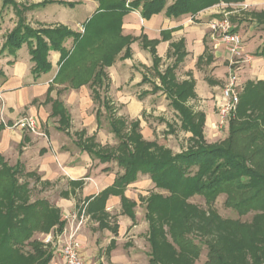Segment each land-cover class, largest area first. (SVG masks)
I'll list each match as a JSON object with an SVG mask.
<instances>
[{
    "label": "trees",
    "instance_id": "1",
    "mask_svg": "<svg viewBox=\"0 0 264 264\" xmlns=\"http://www.w3.org/2000/svg\"><path fill=\"white\" fill-rule=\"evenodd\" d=\"M244 1L177 0L166 8V0H134L130 3H127L128 0H101L99 13L90 20L84 38L66 29H25L13 32L8 38V44L15 52L31 39H37V47L30 52L32 61L36 64L33 71L36 76L42 72L49 73L51 64L47 58L51 51L59 53L61 68L58 78L71 65L63 42L75 37L79 50L87 49L82 57L79 53V58L89 59L92 63L90 70L93 72L92 77L75 85V89L90 83L94 89L93 95L100 99L95 89L104 83L105 68L113 66L123 50L124 55L120 57L122 61L132 57L130 46L135 39L122 34L123 19L127 14L140 11L141 17L148 20L166 9V14L170 17L187 14L194 16L221 2L239 4ZM98 24L100 27L97 31L99 35L104 36L97 44L96 40L92 42L90 38ZM41 34L48 37L49 43L42 40ZM106 37L109 42L104 39ZM142 44L153 57L154 70L160 81V85H154L155 89L162 91L173 109L178 112L182 128L192 135L191 141L194 145L188 152L173 156L171 151L161 149L152 142H145L139 133L135 135L139 127L138 122L132 125L133 135L124 138L122 128L124 129L125 124L121 127V121L112 120L111 131L120 140L119 150L123 153L115 160L125 172L116 179L111 188L95 200L98 203L96 205H99L101 210L109 195H120L124 214L134 221V209L137 204L127 199L124 191L137 181L140 174L149 175L157 189L169 193L168 197L153 195L147 200L146 220L149 224L148 242L151 247L149 264H194L201 256V248L195 243L197 240L199 244L208 246L206 264H264V230L259 233V228L264 227V223H257L253 233L242 232L239 222L222 221L213 212L200 210L188 203L190 198L201 196L208 204L213 205L222 193L233 192L241 196V192L259 188L264 191V174L249 165L254 162L260 151L249 156L239 151L236 146L245 134H251L252 137L245 144V151L251 150V145L256 144L262 135L256 132L259 124L236 127L233 122L230 126V136L223 146L208 144L204 136L205 115L194 114L184 104L188 97H196L194 82L177 84L174 75L177 65L169 66L165 72L159 70L162 61L156 53L158 41H149L143 37ZM173 48L178 64L186 56L184 44L181 42L173 45ZM258 55L264 56V50ZM98 58L100 62H97ZM208 62H212L211 56ZM75 79H72L73 83ZM145 81L146 77L143 78V82ZM106 88L108 89V86ZM242 97L244 98V95ZM51 103L52 117H59V131H63L65 126L66 134L72 137L69 131V111L60 101L53 100ZM110 106L109 99L105 98L103 107L108 111ZM100 115L101 110H98L99 126ZM87 141L89 144L77 140L74 143L93 159H98L101 163L109 162L111 157L108 154L99 153L92 148V139ZM0 161L2 162L1 157ZM20 168V163L15 167H8L3 161V168L0 170V175L3 174L0 189V264H51L53 253L37 240H33L34 234L54 232L59 236L64 232L66 223L61 219L57 208L48 201L30 202L28 185H18L17 175ZM76 185L81 187L83 183ZM233 206L241 209V199ZM27 247H30L31 251L25 252ZM247 257H250L251 262Z\"/></svg>",
    "mask_w": 264,
    "mask_h": 264
},
{
    "label": "rangeland",
    "instance_id": "2",
    "mask_svg": "<svg viewBox=\"0 0 264 264\" xmlns=\"http://www.w3.org/2000/svg\"><path fill=\"white\" fill-rule=\"evenodd\" d=\"M131 1L133 0H128L127 3H130ZM100 5L101 0H0V83L3 81V78H7V74L27 75V79L29 80L27 82L30 83V86L32 85V82H37L36 79H38L33 73L34 69L36 68V64L32 61V56L30 53L32 49L37 47V39H31L29 42L23 44L19 50L14 52L9 48L10 46L8 44V38L13 32L17 30L25 31V29L33 31L66 29L73 31V33L81 35V37L84 38L86 36V30L90 20L99 13L98 10ZM228 5L230 6V13L226 16L224 15V19L219 22L228 21L233 27L232 32L239 35V22L251 23L254 21L258 25V30L256 31L261 35V39L263 41L262 46L255 53L252 51L254 48H250V51L252 52L246 53L244 52L245 42L242 36L239 35L242 40L241 57L231 56L230 63L228 64V83L231 76H237L238 80L236 92L239 95V105L237 110L225 122L221 120L220 105L224 102L223 95L228 85V83L226 84L224 82L219 84L220 89L217 90L218 93L221 94L220 99L214 98L213 101L211 100V102L204 103L203 101L197 99L194 89L196 97H188L184 104L194 114L203 113L205 115L204 136L206 142L210 145L223 146L230 136V126L233 122H235L236 127H247L250 125L259 124L256 132L262 135L256 144L251 145V150L248 149L245 151V144L252 137L251 134H245L243 138H241L240 141L236 143V146L239 151L249 156L253 155V152L260 151L255 156L254 162L250 163L249 165L255 167L264 174V81L255 80L241 84L240 80L242 73L241 66H245V62L248 63L250 59L248 56L264 58V56L258 55V53L264 50V12H253L255 11L253 9H256L257 7L253 8L247 4H242L241 7H236L238 4ZM240 11L241 14L239 15L237 12ZM142 25L143 22L139 19L138 26L142 27ZM248 26L249 25H244L243 28H248ZM98 27H100L99 24L96 28H94V32L91 33L92 36L90 41L92 42L96 40L97 43L99 39L103 38L104 36V34L99 35V32L97 31ZM123 31L124 29L122 28V32ZM258 33L257 35H259ZM41 37L43 41L49 43L47 36L41 34ZM75 39L76 38L73 37L63 42L64 49L69 54V61L71 65L62 76L57 78L61 68V63L56 64L54 69L49 73L42 72L39 74L40 77L43 76V80L39 83L44 87L49 85L50 92L47 97L44 96L41 100L35 101L33 106L38 108L43 107L45 111L51 112V101H53L55 97H58L59 99L60 94H62L63 91L75 89V85L82 83L85 80L87 81L90 76L92 77L93 72L90 70L92 67L91 61L89 59L79 58V53L82 57V55L86 53L87 49H82L83 52H81L82 50H79ZM104 39L109 42L108 37ZM111 39L112 38H110V41ZM100 41H102V39ZM124 52L125 50H123L116 59V62L118 63L116 70L113 69L109 71L107 67L105 68L106 77L104 83L102 86H97L95 89L97 94H99L100 99L93 95L94 110H92V107L88 110V115L91 113L93 114L97 110H101L100 126L98 130L94 132V136L89 134L87 131L75 132L72 130V127L69 129L73 141L77 140L83 144H89L87 139H92V148H94L99 153L108 154L109 157H111L109 162L101 164L106 165L107 168L102 172H111L112 175H120V173L123 174L125 172L115 160L116 157L123 153L121 150H119L120 140L111 131L110 123L112 120L114 121L117 119L121 121V127L122 124H125L124 129L122 128L124 138H129L131 135H133L134 132L132 130V125L138 122L139 127L137 132H135V135L139 133L145 142H152L161 149L171 151L173 156L188 152L194 145L191 141L192 135L187 130L182 128L181 119L178 112L173 109V107L170 105V101L167 100L163 92L155 89L154 85H160V81L158 80L157 74L154 70L153 57L151 53L149 51L147 53L136 52V57H134L131 61L123 62L120 60V57L124 55ZM50 56L51 54H49L47 58L48 62L50 61ZM168 58L169 59L166 62H160L159 70L161 72H165L169 66L177 65L174 72L176 83L181 84L183 82L192 81L195 84V81L191 75H189L190 79H184V81L181 76H177V70H179L178 68L181 64V61L177 64L175 50L171 51ZM97 62H100L99 58ZM199 70L202 72V75L205 76L206 80H213V70L207 67L204 62L199 65ZM109 75L111 78L116 80V83L120 86L118 91L122 93L124 98H138L139 102L142 103L141 105L144 107L142 112H140L139 109L137 110L134 106H131V101L115 102V105L112 104L113 102L109 101L111 108L108 111L105 110L103 107V100L110 97ZM134 75H138L142 81L140 84H134L131 86L130 83L133 80L132 76ZM144 77H146L145 82H143ZM73 78H76L74 83L72 82ZM86 85L91 87L90 83ZM62 86H65L66 88L64 89ZM106 86H108V89H105ZM91 89L94 91L93 87H91ZM57 91L60 94H57ZM243 95L244 98L242 97ZM81 102L82 101H80V103ZM82 103L85 104V102ZM28 110L29 108H26L21 112L16 123L19 124L22 121L33 119L37 125L38 134L33 133V131L29 128L21 129L19 126H15V122L10 121L12 124H8L9 122L6 118L8 117V113H4L1 110L0 133L7 126L10 129L19 128L24 132L25 137H28L29 134L43 136V134L39 132H45V128L49 127L50 125L52 127H55L56 124L59 125V117H50L48 123H43L39 116L37 118L38 120L29 116ZM75 116L78 120V117L81 116L80 112L76 111ZM208 116H211V118ZM62 132L66 133L65 126H63ZM16 156L17 155H14V157L7 160L5 157L0 155L2 160V162L0 161V170L3 168V161L8 165V167H15ZM94 160L99 161L98 159ZM2 177L3 174L2 176L0 175V189L1 185L3 184ZM144 177L145 178H142V182L140 183L141 188H137L135 190L142 192V194L139 193V202L143 204V214L146 216L147 200L153 195H162L163 197H168L169 193L157 189L149 175H144ZM17 178L19 186L24 184L28 185L27 189L29 191L28 195L30 197V202L35 203L39 200H46L50 203V205L57 208L54 202L58 200V197H60V192L64 190V187L61 185V183L57 182L52 184L43 182L37 172H29L25 169L24 165H21ZM260 189L261 188L250 192H241V196L240 194L233 192L229 193L230 195L227 193H222L218 196L213 205L208 204L201 196L190 198L188 203L196 206L200 210L213 212V214H216L217 217H219L222 221L239 222L241 224L242 232L253 233V229H255L260 223H264V191H260ZM64 194L65 193H63L62 196ZM63 197L68 198V196ZM240 199L241 209H237L233 205ZM253 201H257V203H254ZM79 204H81V202L77 204V207L73 213L79 218L75 217L73 219L71 216L69 218L67 216L66 218H72L71 223L75 225L78 223V221H80V216L83 215L81 213L82 211H80L83 209H80ZM57 210L59 211L60 217L63 220L64 216L62 215L60 209L57 208ZM64 221L66 223L68 220L64 219ZM72 228H74V226ZM263 228L264 227L259 228V233L264 230ZM72 231L73 230H71V233ZM148 232L149 224L148 231H145V229L144 231L140 230L138 239L134 240V242L138 241L140 248H148L149 255L151 252V247L148 242ZM50 235L53 237L54 242H57L60 236L54 232H50L48 234L37 232L34 234L33 240L40 242L45 247V249H48L53 253V260L58 259L62 264L60 256L57 255L54 250V246L46 245L44 243L45 237ZM131 236L132 235L128 233L125 237L126 240L128 239L127 243L130 245L132 244ZM195 243L201 248V256L196 261H194V264H206L208 261V246L203 243L199 244L198 240ZM140 248L137 249L141 252ZM24 251H31L30 247L25 248ZM241 255L243 254L241 253ZM242 258L243 257L241 256V259ZM247 259L251 262L250 257H247Z\"/></svg>",
    "mask_w": 264,
    "mask_h": 264
},
{
    "label": "crops",
    "instance_id": "3",
    "mask_svg": "<svg viewBox=\"0 0 264 264\" xmlns=\"http://www.w3.org/2000/svg\"><path fill=\"white\" fill-rule=\"evenodd\" d=\"M166 1L167 8L177 0ZM242 4L250 5L253 8L257 7L253 9L255 10L253 12H264V0H245L236 7H241ZM229 8L228 4L221 2L199 12L197 15L187 14L180 17L168 16L165 9L148 20L141 17L140 11L127 14L123 19L122 28L124 31L122 34L125 37L135 39V41L130 46L131 59L123 62L131 61L136 57V52H148L143 47V37H146L149 41H158L156 53L163 63L169 59L171 51L174 50L173 45L183 42L186 56L181 62L179 70H177V76H181L184 81V79H190L189 75H191L195 81L197 99L204 103L211 102L214 98L220 99L221 94L217 90L220 89L219 84L228 83V64L231 55L227 46L221 42L219 33L213 27L224 19V15L230 13ZM237 13L240 15L241 11ZM139 19L143 22L142 27L138 26ZM244 25L249 26L244 29ZM257 26L254 21L251 23L239 22L238 24L239 35L242 36L245 42L244 52L246 53L252 51L255 53L263 44L261 35L256 31L258 30ZM250 48H254V50L250 51ZM50 54L49 63L51 64L50 71H52L54 66L60 63L61 55L57 52H51ZM209 56L212 57L210 63L208 62ZM248 57L250 58L248 63L245 62V66H241V84L255 80L264 81V58ZM202 62L213 70V80H206L205 76L202 75L199 70V65ZM117 65V62L114 63L113 66L108 68L109 71L116 70ZM6 76L7 78H3L0 83V110L8 113V117H6L8 124L15 122V126H18L16 121L26 108H29V116L36 119L39 116L43 123H48L50 117H52V107L51 112H48L43 107L33 106L35 101L41 100L49 94V85L44 87L39 83L43 80V76H36L38 78L36 79L37 82H32L31 86L27 82L29 81L27 75L7 74ZM132 78L131 86L140 84L142 81L138 75H134ZM109 79L110 97L108 99L113 102V105H115V102L131 101V106H134L137 110L139 109L140 112L144 110L138 98H124L122 93L118 91L120 86L116 83V80L111 78L110 75ZM62 88L65 89L66 87L62 86ZM57 94L60 93L57 91ZM54 100H60L69 111L73 131H87L94 136V132L99 128V121L97 117L98 110L88 115V110L91 107L94 110L91 87L85 85L79 89L65 90L60 94L59 99L55 97ZM80 101L85 102V104L82 102L81 104ZM76 111L80 112L81 115L78 120L75 116ZM208 117L211 118V116ZM58 128V124L55 127L50 125L45 128V132H39L43 136L29 134L28 137H25L24 132L19 128L10 129L6 126L0 133V155L7 160L17 155L16 165L20 163L29 172H37L43 182L61 183L64 190L60 192V197L54 203L64 216L63 221L64 219L68 220L62 236L67 238L75 232L82 244V257L87 264H149L148 248H140L138 241L134 242L138 239L140 230L144 231L145 229V231H148V222L143 214V204L139 202V193L142 194V192L135 190L141 188L140 183L142 178H145L144 175L140 174L137 181L129 185L124 191V196L137 204L134 209V221L124 214L122 196L120 195H109L100 210L95 200L104 191L111 188L116 179L123 174L103 173L102 171L107 169L106 165L95 161L89 154L78 149L74 143L75 140L73 141L70 136L59 131ZM77 183H83V185L79 187L76 185ZM63 193H65L63 196H68V198L63 197ZM87 199L91 200L88 201ZM80 202V209H83L80 211L83 215L80 216V221L75 225L71 222L72 218L78 217L73 213ZM67 216L72 218L66 219ZM73 226L74 228H72ZM71 230H73L72 233ZM128 233L132 235L131 245L127 243L128 239H125ZM136 247L140 248L141 252ZM51 264L61 263L58 259H54Z\"/></svg>",
    "mask_w": 264,
    "mask_h": 264
},
{
    "label": "built area",
    "instance_id": "4",
    "mask_svg": "<svg viewBox=\"0 0 264 264\" xmlns=\"http://www.w3.org/2000/svg\"><path fill=\"white\" fill-rule=\"evenodd\" d=\"M213 28L219 33L220 40L227 46L230 55L241 57L242 40L239 35L232 32V25L228 21H222L216 23ZM237 80V76H231L224 91V102L220 105V116L223 122L236 112L239 105V95L236 92ZM18 126L21 129L29 128L33 133L38 134L37 125L33 119L22 121ZM62 234L57 242H54L53 237L50 235L45 237L44 243L54 246V250L60 256L62 264H87L82 257V244L75 232L67 238H63Z\"/></svg>",
    "mask_w": 264,
    "mask_h": 264
}]
</instances>
